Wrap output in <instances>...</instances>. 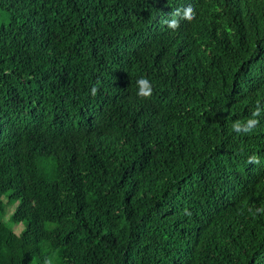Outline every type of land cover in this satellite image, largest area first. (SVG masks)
Returning <instances> with one entry per match:
<instances>
[{
	"label": "trees",
	"instance_id": "16d2710c",
	"mask_svg": "<svg viewBox=\"0 0 264 264\" xmlns=\"http://www.w3.org/2000/svg\"><path fill=\"white\" fill-rule=\"evenodd\" d=\"M188 2L0 0V264H264V0Z\"/></svg>",
	"mask_w": 264,
	"mask_h": 264
},
{
	"label": "clouds",
	"instance_id": "9594fccd",
	"mask_svg": "<svg viewBox=\"0 0 264 264\" xmlns=\"http://www.w3.org/2000/svg\"><path fill=\"white\" fill-rule=\"evenodd\" d=\"M194 15L193 12V4L190 2L177 6L175 7L171 14L166 17V23L170 26L175 27L176 25L179 24V17H187L191 18ZM137 84V95L142 96V97H147L151 95L152 92V82L144 76H141L137 79L136 81ZM91 93L93 95L96 94L97 88L95 85L91 87ZM256 105L257 107L253 110V114L246 120V121H241V120H235L232 122L231 127L237 131V132H249L252 130V128L258 123V114L261 113L262 110H264V102H262L261 99L256 100ZM259 156L256 155L255 153H252L251 155L248 156V160L250 162L252 161H259ZM43 264H54V258L53 256L49 255L44 257Z\"/></svg>",
	"mask_w": 264,
	"mask_h": 264
},
{
	"label": "rangeland",
	"instance_id": "374dc122",
	"mask_svg": "<svg viewBox=\"0 0 264 264\" xmlns=\"http://www.w3.org/2000/svg\"><path fill=\"white\" fill-rule=\"evenodd\" d=\"M15 206L11 205L8 206L7 212L3 215V219L7 220L9 218V216L12 214V212L14 211ZM15 230L17 232H20L21 229L23 228V224H17L15 225Z\"/></svg>",
	"mask_w": 264,
	"mask_h": 264
}]
</instances>
